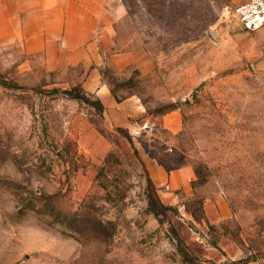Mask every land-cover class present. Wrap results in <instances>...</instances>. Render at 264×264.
Instances as JSON below:
<instances>
[{"label": "rangeland", "instance_id": "374dc122", "mask_svg": "<svg viewBox=\"0 0 264 264\" xmlns=\"http://www.w3.org/2000/svg\"><path fill=\"white\" fill-rule=\"evenodd\" d=\"M244 1L117 0L107 45L77 49L0 22V264H264V26L226 9Z\"/></svg>", "mask_w": 264, "mask_h": 264}, {"label": "crops", "instance_id": "0c3cea01", "mask_svg": "<svg viewBox=\"0 0 264 264\" xmlns=\"http://www.w3.org/2000/svg\"><path fill=\"white\" fill-rule=\"evenodd\" d=\"M17 14L22 19L15 28ZM119 15L117 0H0V22L22 31L27 45L37 47L55 41L77 49L90 46L94 39L107 45Z\"/></svg>", "mask_w": 264, "mask_h": 264}, {"label": "built area", "instance_id": "2783aa9c", "mask_svg": "<svg viewBox=\"0 0 264 264\" xmlns=\"http://www.w3.org/2000/svg\"><path fill=\"white\" fill-rule=\"evenodd\" d=\"M226 9L235 13L242 27L255 31L264 26V0H246L237 5H226Z\"/></svg>", "mask_w": 264, "mask_h": 264}, {"label": "trees", "instance_id": "16d2710c", "mask_svg": "<svg viewBox=\"0 0 264 264\" xmlns=\"http://www.w3.org/2000/svg\"><path fill=\"white\" fill-rule=\"evenodd\" d=\"M76 97H82L86 99V101H89L90 99L86 97V95L83 93H77L75 95ZM100 108H103L102 103L99 102ZM149 185H150V191L148 193V199H149V209L152 213H154L157 217L166 216L167 211L171 208L167 206L160 198L156 186L151 179V177L148 178Z\"/></svg>", "mask_w": 264, "mask_h": 264}]
</instances>
